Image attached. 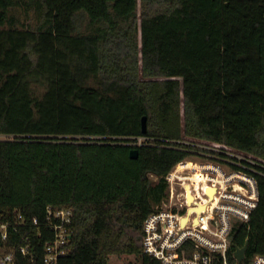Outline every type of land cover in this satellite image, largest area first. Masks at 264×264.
I'll list each match as a JSON object with an SVG mask.
<instances>
[{
	"label": "trees",
	"instance_id": "16d2710c",
	"mask_svg": "<svg viewBox=\"0 0 264 264\" xmlns=\"http://www.w3.org/2000/svg\"><path fill=\"white\" fill-rule=\"evenodd\" d=\"M0 137L16 264L22 247L41 264L48 207L72 211L58 264H160L143 222L191 141L264 162V0H0ZM249 166L259 200L229 250L248 242L244 263L264 256V164Z\"/></svg>",
	"mask_w": 264,
	"mask_h": 264
},
{
	"label": "built area",
	"instance_id": "2783aa9c",
	"mask_svg": "<svg viewBox=\"0 0 264 264\" xmlns=\"http://www.w3.org/2000/svg\"><path fill=\"white\" fill-rule=\"evenodd\" d=\"M191 142L202 149L195 156L199 160L178 163L166 176V198L143 222L142 252L160 264H238L235 251L232 256L229 251L231 238L238 224L249 222L259 200L256 181L248 173L254 170L249 165L264 162L223 145ZM199 174L207 176V185L215 189L211 199L202 187L195 189L188 181ZM185 183L191 188V203H188ZM201 206L204 209L197 212ZM32 222L37 224L36 219ZM23 224L18 216L11 230L15 232ZM46 224L53 236L45 244L41 264H58L67 254L72 211L48 207ZM7 230V224L0 225L2 242L7 240ZM19 254L28 258V264H33L28 247L20 248ZM0 264H16L13 251H0ZM240 264H264V256L256 255L247 263L243 259Z\"/></svg>",
	"mask_w": 264,
	"mask_h": 264
},
{
	"label": "bare ground",
	"instance_id": "6f19581e",
	"mask_svg": "<svg viewBox=\"0 0 264 264\" xmlns=\"http://www.w3.org/2000/svg\"><path fill=\"white\" fill-rule=\"evenodd\" d=\"M192 178V181L194 182V184H198L199 183V188H203L205 193L208 195V197L211 199L213 197V194L215 192V189L212 188V187H209L207 184H208V181H209V178L207 176H204L202 174H199L197 176H191ZM201 181V182H200ZM191 183V182H190ZM193 184V183H191ZM194 186V185H192ZM185 189H186V192H187V198H188V203H191L193 201V197H192V194H191V188H190V185L189 183H185L184 185ZM195 188V187H194ZM204 209V206H201L199 209H197L196 211L197 212H200Z\"/></svg>",
	"mask_w": 264,
	"mask_h": 264
},
{
	"label": "rangeland",
	"instance_id": "374dc122",
	"mask_svg": "<svg viewBox=\"0 0 264 264\" xmlns=\"http://www.w3.org/2000/svg\"><path fill=\"white\" fill-rule=\"evenodd\" d=\"M19 17H20V20L24 21V18L22 17V14ZM2 139H4V138L0 137V140H2ZM190 160L198 161L199 159H196V157H193ZM188 181L193 183L195 189H198L199 183L198 184H194V182L192 181L191 177L188 179ZM108 264H138V261H137V259L134 256H121V257L111 256L108 259Z\"/></svg>",
	"mask_w": 264,
	"mask_h": 264
},
{
	"label": "water",
	"instance_id": "95a60500",
	"mask_svg": "<svg viewBox=\"0 0 264 264\" xmlns=\"http://www.w3.org/2000/svg\"><path fill=\"white\" fill-rule=\"evenodd\" d=\"M145 121H146V118L143 117L141 120L142 132L146 131ZM129 158L132 160L136 159L137 158V150L131 149L129 151ZM247 246H248V242H245V245L243 248L235 249L234 256H235V259L237 260L238 264H240V262L244 259L245 252L247 250Z\"/></svg>",
	"mask_w": 264,
	"mask_h": 264
}]
</instances>
